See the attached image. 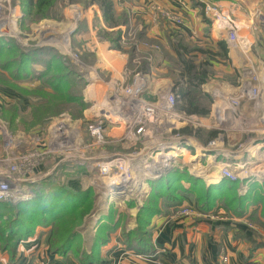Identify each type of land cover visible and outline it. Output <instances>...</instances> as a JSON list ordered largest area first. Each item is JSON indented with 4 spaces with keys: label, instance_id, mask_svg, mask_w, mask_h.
<instances>
[{
    "label": "crops",
    "instance_id": "crops-1",
    "mask_svg": "<svg viewBox=\"0 0 264 264\" xmlns=\"http://www.w3.org/2000/svg\"><path fill=\"white\" fill-rule=\"evenodd\" d=\"M113 1L116 15L126 19L128 23L121 27L132 30L142 42L137 44V48L155 58V63L144 74L146 78L143 76L140 79L145 88L141 99L153 104L157 112L160 108V122L173 121L165 129L154 126L151 134L146 130L142 134L145 147L146 144L152 146L153 142L157 144L161 134H172L174 129L184 128L188 124L221 131L216 139L207 144L192 135L176 137L172 134L167 144L176 149L174 151L177 159L172 158L173 164L163 174L179 166L186 168L207 186H218L222 181L229 179L223 177L220 170L226 166L234 167L232 170L239 175L237 180L240 181V195H249L253 204L251 203L244 215L234 216L222 207L208 212L201 211L195 202L188 199L184 206L190 205L198 210L193 216L174 218L171 215L153 218L151 227L154 253L140 254L127 250L123 244L120 226V229L110 236V241L102 247L101 259L95 264H264V248H254L253 240V230L263 231V228L252 220L254 211L258 209V212H261L260 202L254 199L257 194H263L264 188V167L259 159L264 153V0ZM207 5L217 8L215 15L205 13L212 24L207 23L204 18V7ZM19 10L22 15L20 6ZM170 13L179 15L183 24L175 22ZM96 14L102 24L98 6L93 5L89 12L85 13L90 28L89 37L97 43L96 53L99 60L95 65L78 64L82 73L80 75L87 82L84 90L85 101L90 103V106L84 109V118L81 121L99 120L104 107L111 113L114 111L113 123L116 126L106 131L108 137L114 138L113 135H122L123 120L128 116L127 109L122 107L127 106L131 100L124 97L123 101L119 100L117 104L111 94L118 80H121L119 77L127 67L129 57L127 53L112 49L108 43L97 41V32L92 27ZM230 32L235 33V41H230ZM175 36L184 37L192 45L211 50H218V42L221 40L228 44L227 59L197 54L199 61L216 71L214 77L202 86V89L214 98L211 113L206 116L186 117L176 113L175 108L171 110L168 99L176 79V75L172 74V65L164 58L161 50L147 47V43L143 41L144 38L154 39L155 42H160L159 45L168 47L169 39ZM254 89H258L256 97ZM12 95H15L14 98L20 96L16 92ZM106 98L110 103H105ZM123 112L125 114H122ZM101 122L109 124L106 120ZM163 130L166 132L162 133ZM157 132L160 133L158 136L155 135ZM152 135L157 139L151 137ZM242 140L238 146L240 148H235L236 143ZM156 171L158 170L154 172ZM161 175L148 176V187L143 191L144 194L151 191L150 182ZM92 185L93 181L87 187L79 189ZM120 194L113 192L111 196L114 197L115 203L121 205L120 210L123 211L127 208L123 203L130 201V198ZM103 220L101 216L100 221ZM134 226V222L128 224V228ZM42 230L39 228L34 236L19 244L13 260L11 253L2 250L0 245V264H82L74 253H53L47 234H42Z\"/></svg>",
    "mask_w": 264,
    "mask_h": 264
},
{
    "label": "trees",
    "instance_id": "trees-1",
    "mask_svg": "<svg viewBox=\"0 0 264 264\" xmlns=\"http://www.w3.org/2000/svg\"><path fill=\"white\" fill-rule=\"evenodd\" d=\"M60 1L22 0L12 1V5L22 8L24 15L21 27L24 29L28 20L37 24L45 19H52ZM82 2L85 7L88 4L99 7L102 21L108 29L101 26L97 14L93 29L112 49L128 53L129 66L134 70L136 67L133 60L138 48L136 45H132L131 49L124 47L121 26L128 23L126 19L116 15L114 1ZM203 14L205 21L212 24L205 12ZM89 35L90 28L86 17L79 21L78 29L72 37V47L82 62L95 65L99 58L96 45ZM143 41L157 44L164 58L172 65V74L176 75L172 92L176 96V111L186 116L210 114L214 98L205 92L202 86L214 77L216 71L199 61L197 54L227 59V42L221 40L218 42V50H211L192 45L180 36L169 39L168 47L159 45L160 42L157 43L154 39L144 38ZM78 69L69 56L54 46L33 44L31 47H25L13 36H0V87L11 89L28 101L24 110L17 101L4 103L0 108V115L9 130L13 134H30L39 126L47 128L53 117L63 113L70 114L74 120L82 119V111L87 106L84 96L87 82ZM90 131L88 128V133ZM220 133L217 129L194 127L191 124L172 131L174 136H195L204 144L216 139ZM72 167L67 161L60 162L50 175L34 183L29 200L17 203L0 200V245L2 250L11 253L12 260L19 244L34 236L39 228L43 229L42 234H47L53 253H74L82 264L99 263L102 247L110 241V236L115 234L120 226L123 244L127 250L152 254L155 252L151 227L153 218L173 215L188 199L195 202L201 211L208 212L222 207L234 216L244 215L251 203L253 204L249 195H240L239 180L226 179L218 186H207L186 168L175 166L150 182L152 189L136 215V226L133 229L126 228L125 216L122 213L116 218L114 214H109L95 229L93 243L88 249L82 233L86 228V216L96 211V192L93 186L79 189L68 183L69 177L79 176L85 169L79 164H74V170L70 169ZM64 175H67L68 179L63 180ZM262 191L263 194H257L254 199L260 202L261 212H258V209L254 211L252 220L264 230V188ZM130 199L135 203L137 198ZM253 240L254 248H264V236L260 231L253 230Z\"/></svg>",
    "mask_w": 264,
    "mask_h": 264
},
{
    "label": "rangeland",
    "instance_id": "rangeland-1",
    "mask_svg": "<svg viewBox=\"0 0 264 264\" xmlns=\"http://www.w3.org/2000/svg\"><path fill=\"white\" fill-rule=\"evenodd\" d=\"M12 1L19 2L22 0H0V25L2 26H0V30L8 27L11 31V36L15 37L18 40V43L25 47H31L33 44L40 46H54L60 50V52L69 56L78 67V64L84 63L78 58V55L73 50L72 34L76 33L79 26L78 22L86 18L85 13H88L93 5L88 4V6L85 7L82 2L85 0H61L52 19H45L37 24L31 23L30 20H28L26 27L22 29L21 21L24 13L21 8V15L19 5L13 6ZM101 26L104 29H108L104 22ZM121 29L123 35L124 29L122 27ZM126 30L129 31V29ZM137 40L140 39H134L132 44L122 43L124 47L126 46L131 49V46L134 45V42ZM93 41L97 48V43L95 40ZM97 41L105 43V40L98 36ZM108 42L110 43V41ZM137 50L138 51L133 60V64L136 68L132 70L129 63L127 67L124 68L128 69V75L127 77L125 76L128 85L134 83L137 74H140L136 79L141 84L140 79L143 78V76L146 78L144 75V69L147 71L150 70L153 63H155V58L152 54L144 53L139 49ZM127 55L129 57L128 53ZM144 66L146 68H142ZM124 69L121 72V75H124ZM78 72L79 74H82L79 69ZM132 73L133 76L131 77ZM121 75L119 79L122 80ZM121 80H118L111 96L116 99L117 104L120 101H123L124 97L130 98L129 100L131 101L127 106L123 105L122 107V109H127L128 113L126 119L123 120L124 128H121L122 135H113L115 136L114 138L108 137L106 131L108 128V130H110L112 126H116V124L113 123L115 113L114 111L111 113L106 107L102 109L100 117L98 118L99 120L91 122L81 121L84 117L82 119L74 120L70 114L63 113L58 117H53L47 128L39 126L30 134L22 132L13 134L0 115V173L2 174V177H11V179L12 177H16L18 180L22 181L23 188L25 191L29 192V195L26 193L27 196H32L34 183L44 179L40 176L50 175L60 162L67 161L71 163L73 167L70 169L72 170L75 169L74 164H79L85 167V172L83 171L79 176L73 178L69 177L68 179L67 175H64L63 180L68 179V183L76 188H85L87 185H90L92 181L94 183L92 186L96 192L94 203V210L96 211L92 215L89 214L86 216L84 224L86 225V228L82 233L84 244L88 249L91 248L93 243L96 231L95 228L101 224V216L102 219H106L109 214H114V217L116 218L119 213H122L125 216L124 225L126 228L133 229L135 227L128 228V224L131 222L136 223V215L149 194H144L143 192L145 188L148 187L146 185L148 176L160 175L161 172H164L171 166V164H173L172 158L177 159L176 152L174 151L176 149L169 147L167 144V140L170 139V136H173L172 134H164V136L161 134L159 140H157V144L159 145H157L156 142H153L154 144L152 146L146 144L145 147V143H142V134H144L146 130L147 133L151 134V130L154 126H161V129H165L169 127L173 121L171 123L160 122V119L158 118L160 108L158 109V112L155 108L154 111H149L148 105L153 104H149L141 99V95L145 91L142 84L143 90L139 97L131 98L123 93L120 86ZM143 82L145 81L143 80ZM256 90L257 92L254 93L255 97L258 95V89ZM13 93H15V91L8 88L0 89V108L4 103L17 101L22 108L25 109L26 105H28V101L20 98V96L14 98L15 95H12ZM105 103H110V100L106 98ZM169 104L172 106L171 110L173 111L175 104ZM89 106L90 103H87L85 108H88ZM163 111H166V109H163ZM124 112H126V110ZM124 112L122 114H125ZM176 113L178 112L176 111ZM182 116L186 115L183 114ZM101 119L109 122L107 125L103 123L104 135L106 136L107 142L98 143L97 138L94 137L91 131L88 133V128L91 130L90 126L102 121ZM140 129L142 130L139 131ZM165 132L166 131L163 130L162 133ZM159 134L160 133L157 132L155 135L158 136ZM155 135H152L151 137L154 138ZM135 136H137V138ZM120 137L126 139L120 140ZM241 142H243V140L238 141L235 148H240L238 146H240ZM20 156L23 157L21 158ZM28 156L29 158H25ZM19 157L21 159L18 163L17 158ZM259 159L262 160L261 163H263L264 167V153ZM14 163H17L18 166L17 170L12 171L11 168ZM108 165L113 168L108 173H104L102 168L103 166ZM164 165H167V167ZM122 167H124V171H127L126 174L123 173ZM160 167L161 169H159ZM232 168L234 170V167ZM232 168L229 166L223 167L220 170L221 175L223 169H228L239 177ZM241 169L242 168H240V170ZM155 170L158 171L154 172ZM117 186L118 188H116ZM13 187L15 188L14 184ZM150 187H152V185ZM113 192H120L122 197H127L128 199L132 197L137 198L136 202L133 203V201L128 200L124 203L122 202L123 206L127 208L121 211V205L115 203L114 197L112 198L111 196ZM17 194L18 193L14 194V198L17 197ZM23 199L24 200L19 201H26L31 198L26 197ZM10 201L13 203L18 202L14 199ZM132 212L134 214H131ZM89 224L92 225L93 228L88 227ZM93 225L97 226L94 228ZM260 232L264 236V230Z\"/></svg>",
    "mask_w": 264,
    "mask_h": 264
},
{
    "label": "built area",
    "instance_id": "built-area-1",
    "mask_svg": "<svg viewBox=\"0 0 264 264\" xmlns=\"http://www.w3.org/2000/svg\"><path fill=\"white\" fill-rule=\"evenodd\" d=\"M216 11H217V8L214 7V6H208L207 5L205 7V13L206 14H214L215 15ZM170 17L175 22H177L179 24H183V20H182V18L179 15H174V14L170 13ZM134 39H138L136 34L133 31H130V30L127 31L126 29H124V32H123V35H122V42L123 43H131L132 44ZM229 39H230V41H235L236 40L235 33L230 32ZM141 43L142 42L137 40V41L134 42V45L137 46V44H141ZM145 45L147 47L150 46L153 49L159 50V46L157 44L156 45H153V44L150 45V44L147 43ZM124 71H125V73H124V75H121L122 80H121V83H120V86H121V89H122L123 93L126 96H129L131 98L132 97H134V98L139 97V95L141 94V92L143 90V86L137 81L136 78L138 76H140V74H137V77L135 78L134 83L132 85H128L127 84V79H126V77L128 75V73H127L128 69L126 68V69H124ZM256 92H257V90L254 89V93H256ZM168 101H169V103H171V105H174L175 102H176V96L173 95V94H170ZM148 109H149V111H154L153 105H148ZM90 129H91V133L94 135V137L97 138L98 143L107 142L106 136L104 135L103 122L100 121L98 123H95V124L91 125ZM141 130L142 129H140L139 131H141ZM176 137H180V136H176ZM43 154H45V153H43ZM37 155H38V153H37ZM41 155H42V153H41ZM20 157L22 158L23 156H20ZM20 157L17 158V162L18 163H19V160L21 159ZM25 158H29V156L25 157ZM17 166H18V164L14 163L13 167L11 168L12 171L17 170ZM112 168L113 167L108 165V166H103L102 170H103L104 173H108L109 171L112 170ZM122 171H123L124 174L127 173L126 170L124 171V167H122ZM222 176L226 177V178H229L232 181H236L238 179V176L233 174L228 169H223L222 170ZM12 179H11V177H4V176L2 177V174H0V200L4 201V200H12V199H14V200L19 201V200H24L23 198H26V197L30 198L31 196L30 197L27 196V194L29 192L25 191V189L23 188L24 186H23L22 181L18 180L16 177H12ZM13 184H14L15 188L13 187ZM23 192H24V194H23ZM15 193H18V194L16 195L17 197L14 198V194ZM197 211L198 210H196L194 207H191L190 205H186V206H183V207L177 209L175 211V213L173 214V217L174 218L189 217V216H193L194 214H196ZM226 260L227 259L225 257L224 261H226Z\"/></svg>",
    "mask_w": 264,
    "mask_h": 264
},
{
    "label": "water",
    "instance_id": "water-1",
    "mask_svg": "<svg viewBox=\"0 0 264 264\" xmlns=\"http://www.w3.org/2000/svg\"><path fill=\"white\" fill-rule=\"evenodd\" d=\"M2 35H9V36H11L12 34H11V31L8 29V27H5L4 29L1 30L0 36H2ZM161 174H163V172Z\"/></svg>",
    "mask_w": 264,
    "mask_h": 264
}]
</instances>
